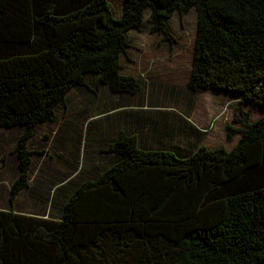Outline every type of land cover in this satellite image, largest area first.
Returning <instances> with one entry per match:
<instances>
[{"label":"trees","instance_id":"16d2710c","mask_svg":"<svg viewBox=\"0 0 264 264\" xmlns=\"http://www.w3.org/2000/svg\"><path fill=\"white\" fill-rule=\"evenodd\" d=\"M191 9L187 87L264 108V0H122L118 18L108 0H0V129H22L9 208L0 209V264H264V113L250 122L242 107L243 128L226 126L228 140L240 133L230 150L143 149L138 130L120 131L101 149L115 160L97 176L76 166L47 214L15 211L36 127L77 87L136 94L139 81L121 72L128 34L146 21L172 44L168 20Z\"/></svg>","mask_w":264,"mask_h":264},{"label":"rangeland","instance_id":"374dc122","mask_svg":"<svg viewBox=\"0 0 264 264\" xmlns=\"http://www.w3.org/2000/svg\"><path fill=\"white\" fill-rule=\"evenodd\" d=\"M108 1L113 15L118 18L122 0ZM196 20L194 9L175 13L168 20L169 29L176 38L172 44L163 42L160 35L152 34L146 21L140 31H130L128 55L123 54L120 62L122 74L139 81L141 89L136 94H114L103 86L96 93L86 87H77L56 109L54 121L36 127L35 135L29 141L33 152L31 176L43 182L33 180L31 186L44 192L49 190V198L44 203L46 207L52 196L50 185L54 184L56 177V181L60 178L64 181L76 166L83 175L93 173L97 176L115 160L114 156L104 154L101 149L107 147L120 131L132 133L138 130L135 133L143 149H177L186 153L197 149L199 142L204 141L202 144L208 149L222 147L230 150L240 133H235L228 140L226 126L243 128L240 121H235L238 108L249 110L250 122L263 115V107L248 102L240 104L241 98L235 94L192 91L187 87ZM87 80L94 88L95 78L87 76ZM208 116L209 131L203 132L200 128L199 131L197 126H204ZM2 155L0 158L5 156V160L0 161V171L16 170V166L12 168L14 155L10 152ZM71 183L74 184V180ZM71 183L60 191L64 194L57 196L55 209L63 202ZM3 187L0 185V209H8L9 194L3 196ZM27 198L25 194L24 201ZM21 202L22 197L16 204L14 201V206ZM35 204L37 202L29 198L24 205L37 208Z\"/></svg>","mask_w":264,"mask_h":264},{"label":"crops","instance_id":"0c3cea01","mask_svg":"<svg viewBox=\"0 0 264 264\" xmlns=\"http://www.w3.org/2000/svg\"><path fill=\"white\" fill-rule=\"evenodd\" d=\"M208 119H210V116L205 117V121L203 122L204 126L203 125L197 126V129L199 130V128H200L201 131L208 132L209 129H210L209 126H208V124H209ZM189 124L193 125L192 123H189ZM21 132H22V129L19 128V127L10 128V129H0V151H1L0 155H2V154L4 155L6 152H8V153L10 152L11 154L14 155L13 162H14L15 165L12 164V168H14V166H16V168H17L16 155L14 154L13 151H14V148L16 146L17 139H18L19 135L21 134ZM203 142L202 141L199 142L200 146H205V145L202 144ZM6 174H7V176H6ZM17 174H18V170L17 169L16 170L11 169L9 171H5V170L0 171V185H2V184L4 185V187L1 190V191L4 192L3 196H5L6 194L7 195L9 194V192H10V183L16 178ZM34 179L35 178H32V176H31L29 187L23 189L16 196L15 204L17 203L18 199H20L21 197H22V200H23V202H21L18 206H14L16 212H23V213L37 214V215H42V214L48 212V208L46 207V205L44 203H46L45 200H46V196H47V193L49 192V190H46V192H44L39 187L38 188H32L33 185L31 186V184H32L31 182ZM56 179H57V177L53 180L54 184L50 185L52 190H53V188L55 186H59L61 184V182H63V179H61V178H60L61 181L60 180L56 181ZM34 181L43 182L39 178H37V180H34ZM25 194H27L28 198H27V200L24 201ZM29 198H33L37 202V204H35V205H38L37 208L36 207L29 208V206L24 205V204L27 203ZM44 207L46 208L45 210H44ZM39 211H41V212H39Z\"/></svg>","mask_w":264,"mask_h":264}]
</instances>
